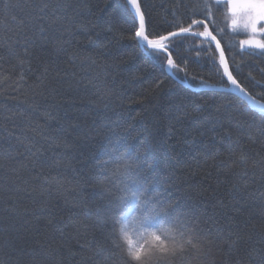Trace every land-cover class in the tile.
<instances>
[{
  "label": "snow or ice",
  "instance_id": "6c2138e0",
  "mask_svg": "<svg viewBox=\"0 0 264 264\" xmlns=\"http://www.w3.org/2000/svg\"><path fill=\"white\" fill-rule=\"evenodd\" d=\"M3 2L5 8L12 7L11 0ZM102 3L101 21L89 26L77 17L81 11L91 13L92 0H78L73 9L75 15L68 13V9L72 7L70 0H31L30 3L26 0L22 9L23 16L19 19L16 16L11 18L19 28L15 40L0 35V49L6 50L15 59L19 69L13 89L17 94L56 100L58 95L63 96L81 88L94 90L96 98L87 102L93 109L90 117L81 120L70 116L66 105H75V96L51 104L43 112L46 120L55 122V135L46 139L56 166L71 169L76 176L103 193L99 201H92L96 205L94 210L86 200L76 204L65 200V205L80 207L85 216H94L96 227L104 233L97 253L103 254V259L98 264H185L184 253L189 247L207 255L217 239L224 240L227 245L225 255L240 253L252 240L248 231L238 228L225 234L224 226H217L215 230L209 228L204 234L195 236L194 243L189 236L193 233L190 225L195 217L191 212L182 210L178 201L161 200V194L153 190L150 175L152 166L147 164L145 153L164 142L156 135L160 119L154 117L152 123L145 127L146 145L139 150L133 149L132 140L135 137L131 134L125 116L116 110L118 102L122 103L123 98L115 95L112 85L124 72L134 79L142 78L143 72L134 66L121 67L125 64L134 65L136 56L133 53H111L108 50V43L111 41L107 34H113L117 45L123 40L131 41L135 49L161 61L167 69L168 76L154 81L142 98L136 101L145 105L146 111L150 110L152 101L159 100L166 79H179L188 87H191L192 81L198 80L196 75L189 76L186 66H181L183 61L178 63L173 58V38L180 36L206 39L208 45L205 52L214 42L215 48L219 50V67H223V74L227 77L225 87L230 84L249 96L233 71L229 70V62L221 44L227 35V28L232 32L243 30L248 35L240 41L241 47L252 49V55L264 59V0H199L193 7L192 16L201 18L189 17L186 27L177 26L176 31L164 32L158 30L147 0H102ZM217 15L225 20L230 18V24L225 29L215 26ZM168 23L171 27V22ZM195 26L202 30L194 32ZM7 30V24L0 21V34ZM77 32L83 33L85 42L91 49L85 55L70 51L71 43L77 39ZM126 32L129 35H124ZM216 32L222 35L218 38L214 34ZM38 52L44 53L49 59L42 60L37 55ZM100 55H107L110 62H101L98 59ZM62 57H67L74 65L78 64L86 75L77 77L75 72L61 68L59 60ZM207 60L219 71L213 56H208ZM261 71L264 72V68ZM31 75H35V83H29L28 77ZM6 80L7 76L0 73V83ZM197 86L202 89L214 88L213 84L203 78L198 80ZM38 109L39 105H31L33 115L37 114ZM77 111L83 113L85 109L82 107ZM165 113L169 125L173 120L187 119L204 128L203 132L190 141L193 145L203 143V137H210L213 141L226 144L231 152L234 146L241 143L242 138L247 137L253 143L256 139L237 115L222 110V106L210 105L206 100L201 102L179 95L170 97ZM258 114L264 119V106L260 107ZM19 118L34 132L41 127L39 124L33 127V116L28 112L19 113ZM12 119L9 115L0 116L3 121ZM18 128L20 134L16 135L5 124L0 123V131L4 133L0 136V169H5L0 174V250H10L4 257H0V264H9L13 260L14 264H62V252L66 251L70 255L76 253L63 240L57 243V234L65 236L64 230L43 215L45 212L51 214L55 210V204L49 205L47 201L36 198L31 200L30 205L21 206L18 203L20 193L29 192L27 187L20 186L21 182L27 183L23 180L22 173L29 170V166L33 169L40 166L42 172L40 157L45 151L42 146L37 147L35 143L26 142L23 138L24 128ZM183 131L192 134L190 129ZM256 132L264 137V126ZM65 133L74 134L79 143H70ZM11 139H15V147H3ZM60 146L66 152H71L72 159L77 156L84 157L87 153L94 162L85 169L77 170L72 167L71 159L65 161L55 156L54 150ZM203 146L205 149L209 148L208 144ZM257 155L259 160L253 166L261 168V178L264 179V155ZM239 160L245 164L248 162L244 155ZM246 175L247 171L244 170L242 176ZM53 184L62 186L63 182L59 177L44 175L39 185V194L48 193ZM246 187L247 182L242 184L240 178L231 181L233 191L240 192ZM36 191L37 187L33 186L31 192ZM105 196L111 199L106 201ZM113 207L117 209L115 213L110 212ZM70 219L73 223L79 222L77 219ZM82 227L87 229L89 226L83 224ZM261 229L264 231V225ZM259 255L261 264H264V249L260 250ZM236 264H242V261L237 260Z\"/></svg>",
  "mask_w": 264,
  "mask_h": 264
},
{
  "label": "trees",
  "instance_id": "16d2710c",
  "mask_svg": "<svg viewBox=\"0 0 264 264\" xmlns=\"http://www.w3.org/2000/svg\"><path fill=\"white\" fill-rule=\"evenodd\" d=\"M25 2L26 0H11L12 7L5 8L3 0H0V21H4L8 26V30L0 34L3 38L15 40L19 28L11 18L16 16L19 19L23 16L22 9ZM27 2L30 3L31 0H27ZM70 2L72 7L68 9V13L75 15L73 9L78 0H70ZM198 2L199 0H147L151 6L152 17L161 32L176 31L177 26L186 27L189 17L192 19L201 18L192 16L193 7ZM16 5H20V7H16ZM101 7H103L102 0H92L91 13L81 11L77 19L89 26L101 21L103 17V13L100 12ZM168 22H171V27ZM227 24H230V18L225 20L217 15L215 25L217 28L225 29ZM201 30L199 26L193 28L194 32ZM61 31L63 30L61 29ZM226 32L227 35L222 40V46L225 49L231 71L251 96L264 103V72L261 71L264 68V59L258 55H252V49L241 47L240 41L246 38L243 32H232L230 28H227ZM214 34L218 38L222 35L220 32ZM107 35L108 40L111 41L108 43V50L111 53L116 55L133 53L136 56L134 65L125 64L121 67L134 66L143 72L142 78L138 79H134L130 74L124 72L117 77L112 85L115 95L123 98L122 103L118 102L116 110L125 116L131 134L135 137L132 140L133 149L139 150L146 145L145 127L152 123L154 117L160 119L156 135L164 142L155 148L148 149L145 153L147 164L152 166L150 175L153 190L161 194V200L178 201L182 210L191 212L195 220L190 227L195 236L204 234L209 228L215 230L217 226H224L225 234L243 228L252 236V240L240 253L231 256L225 255L227 245L224 240L217 239L211 252L204 256L199 264H224L225 261L227 264H236L237 260L242 261V264H261L259 253L261 249H264V231L261 229V226L264 225V214H262L264 213V179L261 178V168L253 165L259 160L257 153L264 155V137H260L256 132L257 129L264 126V119L258 114L259 111L253 110L242 98L230 91H215L197 86L198 80L203 78L207 79L214 87L231 88L230 84L225 87L227 77L223 74V67H219V53L214 44L205 52L204 49L208 45L206 40L193 36L173 38L175 42L173 58L178 63L183 61L181 66H186L189 76L196 75L198 80L192 81L191 87H188L179 79H166L159 100L152 101L149 105L150 110L146 111L145 105L136 101L142 98L144 92L154 81L168 76L167 69L161 61L148 57L135 49L131 41L123 40L117 45L113 34ZM124 35H129V33L126 32ZM76 36L77 39L73 40L70 45V51L79 55L90 52L91 49L86 44L83 33L77 32ZM37 55L42 60L49 59L44 53L38 52ZM208 56L215 58L219 71H216L208 62ZM0 57H3L0 59V73L7 76V80L0 83V116L13 117L12 121L0 120V123L5 124L16 135L20 134L18 126L23 127V138L26 139V142L35 143L37 147L42 146L45 150L44 155L40 157L43 171L41 172L40 166L35 169L29 166V170L22 173L23 180L27 183L21 182L20 186L27 187L29 192H21L18 203L21 206L30 205L31 200L36 198L47 201L49 205L55 204V210L51 214L45 212L43 215L50 218L58 227L63 228L65 236L61 237L57 234V243L63 240L76 253V255H70L66 251L62 252V264H98L101 261V254H97L98 244L103 240L101 231L96 227L95 217L85 216L82 208L66 206L64 201L76 204L86 200L94 210L96 205L92 201H99L103 193L99 189L92 188L90 183H86L83 178L76 176L71 169L56 166L52 150L49 149L46 139L50 135H55L53 132L55 122L48 121L43 116V112L49 105L67 99L69 96H75L77 103L73 106L66 105L70 116L81 120L90 117L93 114V109L88 106L87 102L89 99L96 98L93 94L94 90L81 88L79 91L66 93L63 96L58 95L56 100L51 98L44 100L39 96L33 98L31 95L25 96L23 93L17 94L13 91L16 86V73L19 71L16 61L4 49H0ZM98 59L101 62L109 61L107 55H100ZM124 59H127V56H124ZM59 65L67 71L75 72L77 77L86 75L78 64H72L67 57H62L59 60ZM35 75L28 77L29 83L36 82ZM194 88L199 90H194ZM178 95L201 102L206 100L210 105L222 106V110L237 115L241 121L245 122L249 133L256 137L255 142L244 137L240 144L233 147L231 152L226 144L213 141L210 137H203V143L193 145L190 141L198 133L203 132L204 128L198 127L187 119L173 120L171 125L168 123L165 113L168 100L170 97ZM33 103L39 105L38 112L34 115L30 110ZM82 107L85 112H78L77 109ZM21 112H28L33 116V127L35 124H39L41 127L34 132L31 127L25 126L19 118ZM253 113L257 114L253 115ZM208 126L205 125V127ZM183 129H190L192 134L189 135ZM3 135L4 133L0 131V136ZM64 135L70 143H79L75 140L74 134L65 133ZM204 144H208L209 148L205 149ZM10 145L15 147V139L4 143L3 147L8 148ZM54 151L58 158L65 161L71 159L72 167L77 170L85 169L94 162L87 153L84 157L77 156L72 159L71 152H66L63 146ZM241 155L247 157L246 164L240 162ZM244 170L247 171L246 176H242ZM4 171L5 169H0V174H3ZM9 174L11 175V173ZM44 175L59 177L63 185L53 184L48 193L40 195L39 185ZM234 178H240L242 184L247 182V187L240 192L233 191L231 181ZM33 186L37 187L36 192H31ZM70 218L77 219L79 222L73 223ZM83 224H87L89 227L85 229L82 227ZM189 239H192V236H189ZM193 242L196 241L193 240ZM84 244L87 247L82 248L81 245ZM9 251V249L0 250V257H4ZM9 264H14V260L9 261Z\"/></svg>",
  "mask_w": 264,
  "mask_h": 264
},
{
  "label": "water",
  "instance_id": "95a60500",
  "mask_svg": "<svg viewBox=\"0 0 264 264\" xmlns=\"http://www.w3.org/2000/svg\"><path fill=\"white\" fill-rule=\"evenodd\" d=\"M181 37V36H180ZM174 38H176V37H174ZM199 39H202V40H206V39H204V38H199ZM207 41V40H206ZM213 44H214V46H215V43L213 42ZM221 46H222V44H221ZM223 47V46H222ZM217 51H218V53H219V50L217 49ZM225 58L227 59V57H226V54H225ZM229 70H231V68H230V65H229ZM194 90H199V89H196V88H194ZM209 90H215V91H230V92H232L233 94H235V95H237V96H239L240 98H242L253 110H255V111H260V107L261 106H264V103L263 102H261V101H259V100H257V99H255L253 96H251L250 94H249V96H251L252 98L250 99L249 98V96H246V95H244L243 93H241L239 90H237V89H235V88H233L232 86H231V88L230 89H226V88H220V87H214V88H210Z\"/></svg>",
  "mask_w": 264,
  "mask_h": 264
},
{
  "label": "clouds",
  "instance_id": "9594fccd",
  "mask_svg": "<svg viewBox=\"0 0 264 264\" xmlns=\"http://www.w3.org/2000/svg\"><path fill=\"white\" fill-rule=\"evenodd\" d=\"M112 179H115V177H113ZM109 199H111V198L105 196L106 201ZM116 211H117V209L115 207L111 208V210H110L111 213H115ZM101 236H102V240H103L104 239V233L103 232H101ZM191 236H192L193 240H195V234L191 233ZM184 256L186 257L185 264H199L200 260L206 255L198 252L195 248L189 247L185 251ZM102 259H103V254H101V260Z\"/></svg>",
  "mask_w": 264,
  "mask_h": 264
},
{
  "label": "rangeland",
  "instance_id": "374dc122",
  "mask_svg": "<svg viewBox=\"0 0 264 264\" xmlns=\"http://www.w3.org/2000/svg\"><path fill=\"white\" fill-rule=\"evenodd\" d=\"M237 31H239V32H243V30H239V29H238ZM243 33L246 35V38H247V35H248V34L245 33V32H243Z\"/></svg>",
  "mask_w": 264,
  "mask_h": 264
}]
</instances>
